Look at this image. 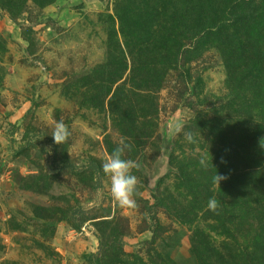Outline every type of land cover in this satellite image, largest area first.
Instances as JSON below:
<instances>
[{
  "label": "rangeland",
  "instance_id": "374dc122",
  "mask_svg": "<svg viewBox=\"0 0 264 264\" xmlns=\"http://www.w3.org/2000/svg\"><path fill=\"white\" fill-rule=\"evenodd\" d=\"M262 85L264 0H0V264H264Z\"/></svg>",
  "mask_w": 264,
  "mask_h": 264
},
{
  "label": "clouds",
  "instance_id": "9594fccd",
  "mask_svg": "<svg viewBox=\"0 0 264 264\" xmlns=\"http://www.w3.org/2000/svg\"><path fill=\"white\" fill-rule=\"evenodd\" d=\"M183 131V124L178 121L171 122L168 125L170 136H176ZM70 135L68 126L63 121H53L51 136L55 144L62 145L67 143ZM184 135L189 142L192 141L191 132H185ZM129 150L130 145L121 139L118 146L103 161L102 171L110 179L111 195L117 205L121 208L132 210L137 207L135 195L139 183L137 177L133 174V170H139L141 164L138 161L124 158ZM221 162L224 163L223 160ZM200 163L207 167L204 159H201ZM227 178L225 175L217 174L216 171L213 183L219 188L220 182ZM218 207L219 203L216 198L209 199L207 208L210 211L216 212Z\"/></svg>",
  "mask_w": 264,
  "mask_h": 264
},
{
  "label": "trees",
  "instance_id": "16d2710c",
  "mask_svg": "<svg viewBox=\"0 0 264 264\" xmlns=\"http://www.w3.org/2000/svg\"><path fill=\"white\" fill-rule=\"evenodd\" d=\"M143 2H144V1H143ZM143 2H142L140 5H138V4L136 3V1L134 2V3H136V4H134V5L136 6V8H138V14H139V15L143 14V12H144V10H142V8H141ZM127 36H128V38H129V41H130V42H134L135 39H136V36L134 35V32H133V31H127ZM132 46H135V45H131V47H132ZM263 93H264V87H263V85H262V86L257 90V94H256V97H255V98L258 99V100H262V99H263V98H262V94H263ZM259 105H260L261 107L264 108V102H262V101L259 102ZM235 193H236V192H235ZM251 212L253 213L252 215H253V217H254L255 219H258V220L264 222V204H262L261 208L254 209V210H252ZM261 250H262V246L259 247V248H257V251H258V252H261ZM252 255H253V256L249 255L246 261H245L242 257H239V258L242 259V262H240L239 264H261L260 259H255L254 254H252ZM236 259H238V258H236ZM223 264H226V262H223Z\"/></svg>",
  "mask_w": 264,
  "mask_h": 264
}]
</instances>
